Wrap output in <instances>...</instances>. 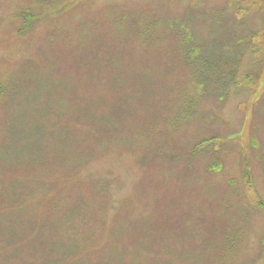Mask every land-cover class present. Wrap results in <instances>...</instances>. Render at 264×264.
<instances>
[{"label":"rangeland","instance_id":"rangeland-1","mask_svg":"<svg viewBox=\"0 0 264 264\" xmlns=\"http://www.w3.org/2000/svg\"><path fill=\"white\" fill-rule=\"evenodd\" d=\"M262 204L264 0H0V264H264Z\"/></svg>","mask_w":264,"mask_h":264},{"label":"trees","instance_id":"trees-1","mask_svg":"<svg viewBox=\"0 0 264 264\" xmlns=\"http://www.w3.org/2000/svg\"><path fill=\"white\" fill-rule=\"evenodd\" d=\"M212 141H213V139H211V140L209 141V143H211ZM260 207L263 208V207H264V204H262Z\"/></svg>","mask_w":264,"mask_h":264}]
</instances>
